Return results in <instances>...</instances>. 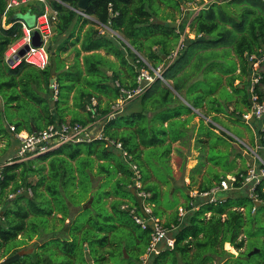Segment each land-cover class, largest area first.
Masks as SVG:
<instances>
[{
    "label": "trees",
    "instance_id": "16d2710c",
    "mask_svg": "<svg viewBox=\"0 0 264 264\" xmlns=\"http://www.w3.org/2000/svg\"><path fill=\"white\" fill-rule=\"evenodd\" d=\"M9 1L0 0V161L1 154L17 142L14 135L22 131L40 132L69 122L96 126L102 139L63 144L3 168L0 259L36 238L33 251L11 264H264V178L253 188L252 198L241 186L246 168H237L230 160L224 134L216 135L213 126L220 116L249 131L253 126L257 146L253 135L250 146H256L254 153L264 163V115L253 123L241 120L252 106L253 65L264 57V0H223L230 16L218 0H209L189 24L195 36L183 42L168 64L164 60L179 43L185 21L181 30L166 21L178 15L181 0H90L82 13L94 22L75 12L76 0H25L7 8ZM158 3L170 9L162 23L157 22L158 13L164 11ZM45 6L56 12L50 37L54 56L48 57L44 69L24 62L10 68L5 52L22 37L18 21L23 15L43 13ZM80 19L82 25L88 23L82 38L74 37V23ZM103 27L125 41L111 33L100 35ZM69 48L75 54L66 66L62 55ZM46 50L48 54L47 45ZM160 66L163 80L144 82L130 105L125 101L120 111H113L118 100L138 87L142 69L151 74ZM258 77L264 82V73ZM253 92L263 102L257 85ZM228 103L232 111L225 109ZM111 113L114 117L109 119ZM194 118L199 125L190 134L196 130L195 146L199 151L207 149L209 163L197 192H206L227 175L236 179L233 189L245 192L208 203L178 188L172 194L180 192L184 200L170 210L161 203L167 192L159 187L171 174L172 144L189 143L187 128ZM214 136L217 139L212 141ZM131 165L138 171L139 187ZM154 167L166 171L164 179L152 173ZM131 188L148 195L141 197L142 207L150 209L146 216L140 213ZM179 208L185 211L182 217ZM134 216L158 219L172 233V245L161 246L143 262L152 229L136 224ZM225 245L233 247L237 256L228 253ZM253 249L257 252L243 259Z\"/></svg>",
    "mask_w": 264,
    "mask_h": 264
},
{
    "label": "built area",
    "instance_id": "2783aa9c",
    "mask_svg": "<svg viewBox=\"0 0 264 264\" xmlns=\"http://www.w3.org/2000/svg\"><path fill=\"white\" fill-rule=\"evenodd\" d=\"M222 1L223 0H218V2ZM22 3H25V0H10L9 4L7 5V8H10L12 6H18ZM180 10H183L182 7L180 8ZM80 14L83 15V13ZM55 15V11L51 10L48 6H45L43 13L33 16V27H28L22 20L18 21L21 25L22 37L17 42L12 44L5 52V61L8 63L9 67L13 68L21 62L32 65L38 69H44L48 65V54L46 50V45L47 41L52 35V21L55 19ZM34 32L38 35V39L40 41L39 46L32 45V33ZM181 45H183L182 40L180 41L177 50L181 47ZM25 47H27V50L24 52L23 56L18 57L19 51L21 49H24ZM177 50L172 51L170 53V55L168 56L169 61L176 56ZM153 73L154 75L156 74L155 76L157 79L163 80L162 66L158 67L156 70H153ZM148 74L149 73L147 70L140 71L139 76L137 78V82L139 84L138 87L131 92H127L126 99L120 100L114 106L113 111H120L125 101L141 94L144 89V86L142 84L144 82L149 83V81L151 80ZM258 80L259 78H252L251 80L250 99L252 106L249 112H246L242 115V119L246 123H250L251 119H254V121L259 120L264 115V101L259 102L258 96L253 92ZM92 104H95L94 100L92 101ZM113 117L114 113L108 115L109 119ZM95 127L96 126L92 125L82 126L78 123L66 122L56 126H48L40 132L16 134L15 138L17 139L18 146L14 156L6 160L0 161V180L2 178V170L7 165L26 161L30 158L44 155L63 144L89 143L94 140L102 139V134L100 130L97 131ZM115 147L118 151H120L122 156L127 159V153L122 150L121 144L116 143ZM254 156L257 160H259L260 165H258V167H256L254 164L250 165L248 167L246 175L242 178L241 181V186L247 188L252 198L254 197L251 194L253 188L259 183L260 179L264 178V163L255 153ZM131 168L136 176L135 185L139 187L138 171L136 170V167L134 165H131ZM235 181L236 179L233 176H227L226 178L221 179L219 183L214 184L206 192H196L197 194L195 193V197H198L202 201L208 203L220 202V200L224 198V194L233 189L232 184ZM138 195H140V197L148 196L144 193H138ZM10 197H13V195H10ZM254 200L257 202L256 199ZM143 210L146 214L150 213L149 207H143ZM184 214L185 211L179 208L178 216L182 217ZM134 220L135 223L140 225L142 228H145L146 225H149L152 229L150 243L146 249V254L144 255L143 261H145L148 256L157 253L158 249L161 247V242L163 240H165L164 245L166 244L169 247L172 245L173 241L167 238V235L171 233L170 230L164 227L158 221V219H143L141 217L134 216ZM2 261L3 259H0V264Z\"/></svg>",
    "mask_w": 264,
    "mask_h": 264
},
{
    "label": "rangeland",
    "instance_id": "374dc122",
    "mask_svg": "<svg viewBox=\"0 0 264 264\" xmlns=\"http://www.w3.org/2000/svg\"><path fill=\"white\" fill-rule=\"evenodd\" d=\"M168 1V0H166ZM209 0H181L180 1V7H182L183 10H179L178 15H175L174 13V20H167V24L169 26L174 27L176 30L180 29L179 25L180 23L184 22V29L182 33L180 34V41L182 40L184 43L186 42L187 39H193L195 36L192 29L189 27V24L191 22V19L196 16L201 9H203ZM223 2V1H222ZM219 3V2H218ZM159 7L163 8L164 11L158 13L157 15V20L161 22L162 16L166 14V12L170 9H165L163 4L158 3ZM21 20L28 26V27H33L34 25V17L33 15H23L21 16ZM162 23V22H161ZM86 28H84L85 30ZM97 29V28H94ZM87 30V29H86ZM181 30V29H180ZM99 34H109L111 33L112 35H115L118 37L120 40L125 41L119 34L114 33L110 31L108 28L103 27L99 28L98 30ZM52 36V35H51ZM81 38V37H80ZM48 41L47 44V49H48V57H53L54 52H55V45L52 42L51 38ZM179 41V43H180ZM80 42L76 44V47H80ZM126 43V42H125ZM177 44L175 50H177L178 45ZM128 45V44H127ZM174 50V51H175ZM101 54H104V52L101 50ZM51 54V55H50ZM74 54L75 52L72 50V48H69L68 52L62 55L65 59V65L69 66L73 63L74 60ZM85 53L82 52L81 55H84ZM110 59L115 61V58L112 56H109ZM50 60V58H49ZM48 60V63H49ZM173 60V59H172ZM172 60H170L168 63H170ZM128 61L131 62V59L128 58ZM144 70V69H142ZM253 70L255 75H253V78H259V74L264 73V57L262 59H257L256 63L253 65ZM150 77V83L153 82L156 78V74L154 73H149L148 74ZM255 76V77H254ZM163 82V81H162ZM165 82V81H164ZM163 82V83H164ZM167 83V82H166ZM237 82H235L236 84ZM258 86L259 91L263 94L262 101H264V82H258L256 83ZM135 98V97H134ZM133 97L129 100H127V104L130 105L132 103ZM118 100L117 102H119ZM126 103V102H125ZM124 103V104H125ZM126 104V105H127ZM127 105V106H128ZM225 109L227 111H232L233 106L231 103L226 104ZM199 112V111H198ZM210 118L204 119V125L206 126L207 123L210 121ZM242 122H245L243 119H241ZM69 121V120H68ZM198 122L197 118H194L190 124L188 125V135L191 136V139L189 143L187 144L188 141H185L183 144L177 142L172 144V151L170 154V161H169V167L171 169V174L169 173L168 178L166 179L165 184H160V187L157 185L155 181H151V185L155 186V188L159 187L161 188L162 191H166L167 193H164L161 199V203L164 204L166 207H168L170 210H174L176 207L180 206L182 202L180 200H184V197L182 194L179 192H176L175 194H172L173 192L176 191V189H182L183 193L189 194V196L195 197V193L197 192V188L203 181L204 175H207V168L209 166V163L205 159V154L207 152V149H204L202 151H199L200 148H196L197 145L195 146V141L196 137V130L195 133L192 135L191 133V128L194 126V128H198ZM213 126L216 127L217 130H214V133L216 135L220 134L219 131H221L224 136L223 138L225 141L228 143V150L231 151V154L229 156L230 160H235L237 168H246V172L248 170L247 167L250 165H255L258 167V160L254 156V151H256V146H257V135H256V130L251 127V131H249L245 125L243 124H236L234 120H230L229 117L227 116H220V122L214 123ZM254 133V134H253ZM253 135L254 143L256 146L251 147L250 146V136ZM226 137H230L231 139L235 140L236 143L233 141L228 140ZM201 139L206 141V138L201 136ZM217 139V136H214L211 140L215 141ZM241 145V147H239ZM3 145L0 144V147ZM199 147V146H198ZM13 151V144L10 148L7 149V151L3 155H8ZM236 154L239 155V157H236ZM2 156V154H1ZM3 157V156H2ZM1 157V158H2ZM243 160V162H242ZM152 173L157 177H164L166 176V171L164 169L160 170L157 167H154L152 169ZM230 176V175H227ZM232 176V175H231ZM164 179V178H163ZM153 180V178H152ZM214 182V181H213ZM188 186L189 189H186L185 187ZM243 189H233L231 191H228L225 193V195H229L232 197L239 196L243 194ZM249 192V191H248ZM172 194V195H170ZM197 194V193H196ZM83 218V217H82ZM162 222L164 221L161 220ZM37 245V239L34 238L30 242L26 244V246L22 250H30V252L33 251V247ZM231 248L229 245H225V249L227 250L228 253L232 254L234 257L237 256V252ZM27 256V255H25ZM23 256L22 259L25 257ZM144 256L142 257L143 260ZM21 259V258H20ZM25 259V258H24ZM26 261V260H23ZM146 261V260H145ZM143 261V262H145Z\"/></svg>",
    "mask_w": 264,
    "mask_h": 264
},
{
    "label": "water",
    "instance_id": "95a60500",
    "mask_svg": "<svg viewBox=\"0 0 264 264\" xmlns=\"http://www.w3.org/2000/svg\"><path fill=\"white\" fill-rule=\"evenodd\" d=\"M76 1H77V7L75 9V12L78 13V14H80V13H82L85 10V8H86V6H87V4H88V2L90 0H76ZM219 6L223 10V12H225L228 16H230V13H229V11L226 8V2H219ZM158 23H161V22H158ZM32 45H34V46H39L40 45V41L38 39V35L35 32L32 33ZM26 50H27V47H25L24 49H21L19 51V53H18V57L23 56V54H24V52ZM163 59H164V57H163ZM168 62H169V60H166V59L164 60V63L165 64H168ZM250 122L253 123L254 122V119H251ZM33 131H34V129H33ZM131 193L133 194V196L135 197V199L137 201V205H138V208L140 210V213L142 215L146 216L145 213H144L143 207H142V200H141L140 195H138V194L135 193L134 188H131ZM89 202L90 201H88L87 203H85L83 205V208L88 207L89 206ZM259 204L260 203H258V202L255 203L256 206H259ZM171 237H172V233H169L167 235V238L170 239ZM164 243H165V240H163L161 242V246H163ZM256 252H257V249H253L252 251L248 252L247 255H246V257H244L243 259L249 258L250 256H252ZM30 253H31L30 250H20L17 253H15L14 255H12V256H10V257H8L6 259H3V261L1 262V264H11V263H14L18 259H20L21 257H23L25 255H28ZM123 253H124L125 257H127L126 256V253L125 252H123Z\"/></svg>",
    "mask_w": 264,
    "mask_h": 264
},
{
    "label": "crops",
    "instance_id": "0c3cea01",
    "mask_svg": "<svg viewBox=\"0 0 264 264\" xmlns=\"http://www.w3.org/2000/svg\"><path fill=\"white\" fill-rule=\"evenodd\" d=\"M181 8V7H180ZM80 15H82V14H80ZM83 17L84 18H86L87 20H89V21H91V22H94L95 21V19L92 17V16H87V15H84L83 14ZM82 19H80V20H78L76 23H74L75 24V36L74 37H84V33H85V31H86V29H88V23H86L85 25H82ZM157 22H159V21H157ZM82 26V27H81ZM84 28H86L85 30H84ZM170 55V54H169ZM166 60H169L168 58L166 59ZM233 61H234V63L236 64L237 63V61H236V59H233ZM5 63L8 65V63L5 61ZM9 66V65H8ZM11 68V67H10ZM14 68V67H13ZM238 71V70H237ZM236 71V72H237ZM53 78H54V76H53ZM195 112H198V110H196ZM197 122H198V118H197ZM11 128H13V127H10V131H13V129H11ZM95 129L98 131L99 129L98 128H96L95 127ZM20 133H27V132H25V131H22V132H20ZM18 134V133H17ZM16 135V134H15ZM15 135H14V137H15ZM17 146H18V142H14V144H13V151L10 153V154H8V155H2L1 157V161H3V160H6V159H8V158H11V157H13L14 156V154H15V151H16V149H17ZM33 158H35V157H33ZM30 159H32V158H30ZM136 194H138V193H136ZM224 197H226V195L224 196ZM183 200H180V202H182Z\"/></svg>",
    "mask_w": 264,
    "mask_h": 264
}]
</instances>
